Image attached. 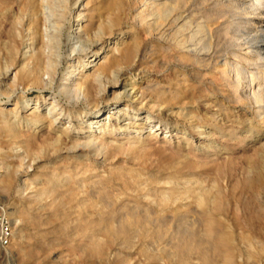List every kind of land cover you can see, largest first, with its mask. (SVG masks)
Masks as SVG:
<instances>
[{"label":"bare ground","instance_id":"obj_1","mask_svg":"<svg viewBox=\"0 0 264 264\" xmlns=\"http://www.w3.org/2000/svg\"><path fill=\"white\" fill-rule=\"evenodd\" d=\"M23 1L26 19L20 22L18 29L12 30L4 49L5 70L8 72L12 68L14 71L11 82L7 83L5 99L14 102L11 106L0 108V160L6 163L4 165L8 169L0 177V183L3 186L9 184L6 188L10 187L13 175L22 173L24 190H31L27 197L29 201L25 200L35 214L31 221L27 218V210L23 207L28 203L21 205V210L18 208L20 206L12 208L13 211L9 213L18 221L16 236L11 243L14 251L17 250L25 260L38 261L40 251L44 249L46 252L43 248L45 245L54 247L53 243L45 241L44 246L40 243L49 233L42 230V226L48 224L46 213L53 207L51 203L74 199L79 203L81 214L98 218L101 224L97 232L89 236L87 248L79 250L81 253L89 250L90 256L93 255L98 264L118 262L117 257L121 254L118 251L124 248L132 251L137 247L149 260L159 259L160 262L164 260L161 258L164 254L167 261L177 259L181 264H246L244 250L238 246L232 227L217 217L224 209L217 198L219 190L213 192L212 187L201 185L204 178L198 172L204 157L210 156L207 160L210 161L221 153L225 158L222 161L227 166L236 157L227 150L234 141L226 143L212 131L213 128L220 131L225 129L226 121L219 118L225 109L223 104L215 102L213 106L216 108L213 110L216 112L210 116L202 112L209 105L205 98L198 101L202 110L185 108V105H192V91L195 89L192 87V72L175 74L173 83L162 82L152 77L148 79L146 72L149 69L138 64L141 68L135 77L141 74V81H130V76L120 79L130 67L136 66L144 41L134 31L130 35L121 31L116 41L108 42L131 8L129 0H73L72 12L69 11L72 0H58V31L62 33L66 29L64 21H69L68 14L76 17L78 22L86 16L80 26L90 50L76 55L74 49L69 48L64 59L68 70L66 79L71 80L63 85L57 83L58 65L53 57L56 46L52 41L56 35L47 38L43 27L45 0ZM193 1L135 0L132 7L135 24L145 37L153 39L157 49L166 52L168 58L159 64L156 55L149 63L159 65L161 69L158 71H164L177 61L188 65L193 61L204 66L211 57L210 50L213 47V33L209 24L228 18L236 27L237 37L248 40L249 51L245 56L232 51L230 60L225 61L220 70L221 78L232 88L230 97L233 102L239 105L242 100H248L261 107L264 103V67L261 65L262 69L250 74L247 65L251 60H264V0ZM206 3L207 7H203ZM72 35L68 33L67 37L61 38L59 48L62 44L69 45ZM24 42L27 51L22 52ZM152 49L153 45L146 47L149 54ZM72 58L77 60V66L72 64ZM239 58L244 64L238 67L236 61ZM45 75L50 78L49 82L45 81ZM255 83L258 86L256 89L253 86ZM18 85L25 90L17 94L15 99L10 98ZM67 88L76 97L74 102H63L62 95ZM28 90H37L38 93L30 97ZM48 90L53 91L52 100L46 96ZM79 95L89 108L88 111L82 108L79 117L83 113L85 118L90 113L96 114V117L91 121H84L83 118L79 120L77 117L70 125H64L65 122L62 124V112L73 116L74 109L82 106ZM58 97L61 100L56 101ZM174 103L184 105L175 116L165 115L159 110L162 107L171 109ZM114 104L117 105V110H113L115 118L121 117L127 121L119 124L113 122L111 125L104 122L98 126L100 131L96 130V126L91 123L106 113L110 120V109H114ZM261 109L257 116L264 122V107ZM140 111L147 114L142 116ZM152 122L155 124L152 125ZM136 126L139 128L138 135H132L131 129ZM165 126L178 130L169 141L165 135H162L161 140L158 137L168 128ZM206 127L211 129L207 130ZM251 139L255 140L254 137ZM160 141L162 145H157ZM16 149L19 151L14 153ZM209 151L213 152L208 155ZM98 163L100 165L97 167ZM25 167L33 168L34 173L30 174ZM214 172L219 174L221 170L216 169ZM36 181L41 183V187L33 186ZM256 202L262 208L263 192H258ZM178 216L182 222L176 224ZM188 216H192L190 223H186ZM202 217L205 219L198 222V218ZM26 224L33 227L34 240L40 245L30 240V235L24 232ZM165 229L172 231L175 236L171 244L163 245V237H159V232ZM243 232L239 233L238 240L245 245L246 240L251 238ZM256 240L257 248L264 251V243ZM246 255L248 258L250 253Z\"/></svg>","mask_w":264,"mask_h":264},{"label":"rangeland","instance_id":"obj_2","mask_svg":"<svg viewBox=\"0 0 264 264\" xmlns=\"http://www.w3.org/2000/svg\"><path fill=\"white\" fill-rule=\"evenodd\" d=\"M23 2H24L23 0H0V48H1L0 49V60H1L0 61V68H1L0 69V105H1L0 108L4 107V106L6 108V107H8V105L11 106L14 102V101H11L9 99H5V95H6V92L8 90V84L11 82V79L13 78L14 71L12 68L10 70H8V72H6L7 70H5L4 49H5V45L7 44L8 40L11 36L12 30L18 29L20 27V22L21 21L23 22L26 19V13H25V8L23 6ZM193 2H198V0H194ZM134 3H135V0H129V4H130L131 8L127 11V14L124 15V18L121 21V24L114 31L113 36L110 38V40H108V42H112V43L114 41H116L117 35L120 34L121 31L124 32L123 34H127V35H130L131 32L134 31L135 34L140 35L142 37V39L144 40L142 47H141L140 57L136 61L137 62L136 66L130 67L131 69L129 68L127 70L128 73L125 75L123 74L120 77V79L122 78V80H124L127 76H130L131 77L130 81H134L135 79H137V81H139L140 79H142V77H141L142 75L140 74L138 77H135V73L138 71L139 68H141V66L149 69L148 72H146V73H148V79H151V77H152V79L159 80L162 82H172L173 83V80H175V77H176L175 74H178L180 72H187V73L192 72V87L195 88L192 91V105H190V106L185 105V108L192 110V111L202 110V108H200L198 105V101L201 100L202 98H205L208 100L209 105L207 106L206 110H202V112L207 113V115L210 116L211 114H214L216 112L215 110H213L216 108L215 106H213V104L215 102L216 103L221 102L223 104L225 109L222 112V115L219 116V118L222 117L226 121L225 122V129L223 131H220L217 128H213L212 131L214 132L215 135L218 134L219 139L224 140L226 143H228L229 141H234L232 143L233 146L231 144H229L228 146H231V147L227 150H229L228 152L232 151L236 157L233 159V161L231 163H229L228 166L225 165L224 161H222L225 158H223L224 155H221V153H219V155L215 156V158H213L210 161H207L210 156L207 158L204 157L202 162H201V163H203V162L204 163L198 171L199 173H201L202 178H204L203 179L204 182L201 185H204V187H206V186H208L210 188L212 187V190L214 189L213 192H216L219 190V192L217 194V198L221 202V204L224 205V209L222 210L223 212L221 211L222 214L221 213H220V215L218 214L217 217H220L219 219H221L222 222L224 221V223L226 225L232 227V231L234 232V237L237 238L236 241H237V243H239L238 246L240 245V247H242L244 250V259H245L246 264H264V251L258 249L257 248V240L255 242V239H258V241H261L264 243V205L262 206V208H259L257 205V202H256V196H257L258 192L264 193V172H263L264 171V122H262L260 120V118H259L260 112H258V111H260L261 108L264 107V103L260 107L254 103L248 102V100H242L239 103V105L237 103L233 102V100L230 97L233 90L231 87H229L227 85L225 80H222L221 74H220V70L223 68V63L227 60L228 61L230 60V56H231L232 51L235 50L241 56L247 55L246 53H247V51H249V42H248V40L245 39V37H242V38L237 37V35H236L237 32L235 29L236 27L232 22H230L231 21L230 19L226 18L225 20L220 21V22H213V23L209 24L210 25L209 29L213 33V38H212L213 47L210 50V56L211 57H209L208 60L204 63L205 64L204 66H200L199 64H197L193 61H192V64H190V65H188L189 63L177 61L178 63L174 62V63H171L170 65H168L169 68H165L164 71H158L161 68L159 67V65L157 66V64L153 65L152 62L149 63L150 59L153 56L157 55L158 56L157 60H159L158 63L160 61L166 62L167 61L166 59H168V58H166L167 54L164 50L157 49L158 47L154 44V41H152L153 39L150 37L149 38L145 37L144 33L135 24L134 14H133V9H132ZM8 5H10V6H8ZM207 5H208V3H206V5H203V7H205V6L207 7ZM63 6H65V4H63ZM73 6H74V4H73V0H72V4H71L70 10H69L70 12L73 11V9H72ZM82 9L83 8H81V10ZM43 10H44L43 17L45 18V26H43V27H44V29H46L47 38H50V37H53L56 35L55 37L52 38V41L54 42V44L56 46V50H55V53L53 54V57L57 60V65H58L57 66L58 74L56 76V80H57L56 82L63 85L64 83H68L71 80V79H69V80L66 79L68 70H67V64H66L64 57H65V55L68 54L67 50L69 48L74 49V54H76V55L85 54L86 52H88L90 50L87 47L89 42H88V40H86L87 39L86 35L82 32L81 26H80L82 23H84L86 16H83L82 20L80 22H78L76 17H74L72 14H68L67 18L69 21H64L67 27L61 33L58 31V28L56 26V20L60 19L59 17L56 16V13H59V10H60L58 0H45L44 4H43ZM1 19H2V21H1ZM258 24L259 23H257V25ZM136 28H137V30H136ZM128 32H129V34H128ZM68 33L73 34L72 37L70 38V44L69 45H65V44L63 45L62 44V47L60 46V48H59V44L61 43L60 39L67 37ZM62 34H64V35H62ZM114 37H116V38H114ZM263 44H264V42H263ZM151 45H153V49H152V52L149 54L148 50H146V47L151 46ZM23 46H22V52L27 51L26 42H24ZM1 52H3V53H1ZM242 59H243V57H242ZM242 59L239 58L236 61V64H238V67L243 66L244 63H243ZM61 60H64V61L61 62ZM71 62L73 65L77 66V60L75 58H72ZM161 63H159V64H161ZM263 63H264V60H262V59H258L256 62L251 60L250 64L247 65L248 71L250 72V74L251 73H257V71L259 69H262V67H264ZM138 64H141V66L138 67L137 66ZM180 64H182V65H180ZM185 64H187L188 66H186ZM183 65H184V67H183ZM261 65H262V67H261ZM75 68H77V67H75ZM183 68H185V69H183ZM76 72H77V70H76ZM72 78H73V76H72ZM44 79H45V81H48V82L50 81V78L47 75L44 76ZM229 82L231 83V81H229ZM52 83L55 84V81H53ZM253 86H254V89H256L258 87L256 85V83ZM24 90H25L24 87H22L21 85L16 86V92L11 94L10 98L15 99L16 95L19 93H22ZM196 91H197V94H196ZM37 93H38L37 90H28V96H30V97L35 96ZM46 93H47L46 96H47L48 100H52L54 98V94H53L52 90H48ZM203 93H205V94H203ZM109 94L110 93L108 92V95ZM68 96H70V97L68 98ZM72 96H73L72 91H69V88H67L63 92V95H62L63 102L64 103L74 102L76 97L75 96L72 97ZM78 98H79V101H80L82 106L74 109L75 113L73 116L71 113H66L65 111L62 112V114H63L62 115L63 119L61 120L62 124L65 122L64 125H70L73 120L77 119V117L79 120H81L83 118L84 121L85 120L91 121V119L96 117V114H93V113L88 114L86 116V118L84 117V113L79 117L78 114L81 113L82 108L85 107V109L87 111L89 110V108L86 104H84L81 95H79ZM55 100L56 101L61 100V97H58ZM112 106H113L112 108H114V109H110V112H112V113H110V114H112L110 120H108L107 113H106V114H101L100 116H98L94 120L96 122L91 123L92 125L96 126V130L100 131L99 127L104 122H108L109 125H111L113 122L119 124V123H123V122L127 121V120L123 121V118H121V117L115 118V114L113 113V110L114 111L117 110V108H115L117 105L114 104ZM123 106L124 105H122L121 107H123ZM183 106L184 105H180V103H174L173 106L171 107V109H166V108L162 107L159 110L162 113H164L165 115L168 114V116L172 117V116L177 115V113H179L181 111L180 109L183 108ZM209 107H211V108H209ZM140 112L142 113V116L147 114L144 111H140ZM257 112L259 114L258 115L259 117L257 116ZM66 121H67V123H66ZM139 122H140V120L137 121V123H139ZM154 124H155V122H152V125H154ZM260 124H261V126H260ZM165 127L167 128L168 126H165ZM138 129L139 128L137 126L133 127L131 129L132 135H138V133H137ZM210 129H211L210 127L207 128V130H210ZM176 131H178L177 128L171 129L170 127H168L165 131H163L162 134L159 133L158 137H160V140H161L162 137L165 135L166 140L169 141ZM187 136H188V138L191 137L190 135H187ZM232 137H233V139H232ZM252 137L255 138V140H254L255 142L251 139ZM159 144L162 145L161 141L157 143V145H159ZM175 144L176 143H174L173 145H175ZM167 145H169V144H167ZM156 147H158V146H156ZM18 151L19 150L16 149L14 151V153H16ZM212 152L213 151H209L208 155L211 154ZM1 161L2 160H0V177L3 176L4 174H6V172L8 170L7 166L4 165L6 163L4 161H2V162ZM207 163H210V164L206 166ZM99 165H100V163L97 164V167ZM155 167H156V165H155ZM25 168H27L25 170H27L29 173L30 172L34 173L33 168H30V167H25ZM216 169H220L221 173H219V174L215 173L214 171ZM237 169H238V171H237ZM207 173H209V174H207ZM16 174H17V176H16ZM16 174L13 175L14 180L12 181V183H10L11 184L10 187L6 188V186H9V184H7L6 186L4 184V186H3L2 183H0V207L4 208L5 213L7 214L8 218L10 220L11 226H12V235L10 237L9 243L5 246L0 245V264H96L97 261H95V257H93V255L90 256L89 250H87L88 252L85 251L84 253L79 252V250L87 248V244H88L87 242L89 241V236L91 234H93L94 232H97V230L100 228L101 224H100L98 218H95L93 216L87 217V215L81 214L79 211L80 210L79 203L77 201L75 202L74 199H65V201L62 200V201H56V202L51 203V206H53V207H50V212L46 213L48 224H45V227L42 226V230H45L49 233H48L47 237L45 238V240L41 241L40 243L42 246H44L45 245L44 243L46 241V243H50V244L53 243L54 247H53V245L51 246L49 244L50 247H52V249H50L49 246L46 247L47 245H45V247H43V248H45L46 252H44L43 251L44 249H43L40 251L41 254L39 253L40 258H42V259L39 258L38 261H34L31 259L25 260L22 256H20L21 254L17 250L14 251V249L11 247L12 246L11 243H12V239H14V237L16 236V227L15 226H16V222L18 223V221L14 220L15 218L10 216L9 213L13 211L12 208H14V207L20 206L18 208H20V210H21L22 209L21 207L25 206L26 203H28L29 198H27V197L30 196V191H31V190H28V191L24 190L25 184H24L23 174L22 173L20 174V172H17ZM33 186L34 187H41V183L39 181H36L35 183H33ZM5 188H6V190H5ZM28 192H29V195H28ZM25 199L28 201L26 202ZM21 203H23L24 205ZM73 203H74V205H73ZM28 205H29V203L27 204V206L23 207V209L27 210L26 216L31 221V218L33 217V215L35 213L32 212V209ZM30 210H31V212H30ZM227 210H229L228 213H226ZM66 213H67V215H66ZM223 214L227 215V216H224ZM30 215H31V217H30ZM50 215L53 218L55 217V219H53ZM222 215H223V218H222ZM228 215H229V217H228ZM188 217L186 218V223H188V222L190 223L191 222L190 220H192V218H191L192 216H188ZM224 217H225V219H224ZM228 218H229V222H228ZM44 219H46V218H44ZM179 219H181V220H179ZM203 219H205V218L204 217H202L201 219L198 218L197 221L201 222V221H203ZM49 222H50V224H49ZM175 222H176V224L182 222V218L176 217ZM183 222H184V220H183ZM26 225H29V226H26ZM26 225L24 226V228H25L24 232L27 233V235H30V237H31L30 240H32L33 242H36L37 240H34L35 238L33 236V231H34L33 227L31 228L30 224H26ZM55 225H56V227H55ZM57 225H59V226H57ZM52 228H54V229H52ZM58 228H60V229L58 230ZM62 228H63V230H61ZM241 230L244 231L243 232L244 234H247L251 238L249 241L246 240L245 245L240 243V241L238 240V237L240 235L239 233H242ZM31 232H32V234H31ZM161 232L162 233L165 232V233L162 234ZM161 232H159V237H163L162 238V242H163L162 244L163 245H165V243L171 244V242H174L175 236H174L172 231L169 232L168 230L165 229V230H162ZM51 237L52 238L55 237V238L52 239ZM253 238H254V241H253ZM52 240H53V242H52ZM36 244L40 245L38 241L36 242ZM137 248L133 249L132 251L130 248L129 249L124 248V249L120 250L122 252L118 251L119 252L118 254H120V253L122 254V255L121 254L118 255V257H117L118 262L116 260V262L111 261L110 263H106V264H181L179 261H176L177 259L174 261H170V262H169V260L167 261V259L164 257V254L161 257L164 260H162L161 262L159 261V259L149 260L148 257L145 256L146 254H143L142 252L140 253V251ZM48 249L50 251L51 250L52 251L50 252ZM16 251H17V253H16ZM80 251H82V250H80ZM137 251H139V253ZM247 252L250 253V256L248 258L246 255ZM43 253H44V256L46 258L43 256ZM46 253H48V254H46ZM49 253H52V255L51 254L49 255ZM78 253L81 256L78 255ZM85 253H87V255ZM5 254H7V255L5 256ZM82 254H83V256H82ZM88 255H89V257H88ZM134 255L135 256L137 255V257L133 258L132 256H134ZM84 256L87 258L85 259ZM126 256H127V260L125 259ZM143 256H144V258H142ZM20 257H22V258H20ZM130 257H131V259H130ZM246 259H248V260H246ZM86 260L89 263H87ZM90 260L93 262H91ZM124 261H126V262H124Z\"/></svg>","mask_w":264,"mask_h":264},{"label":"built area","instance_id":"obj_3","mask_svg":"<svg viewBox=\"0 0 264 264\" xmlns=\"http://www.w3.org/2000/svg\"><path fill=\"white\" fill-rule=\"evenodd\" d=\"M12 235V226L3 207H0V245L5 246L9 243Z\"/></svg>","mask_w":264,"mask_h":264}]
</instances>
